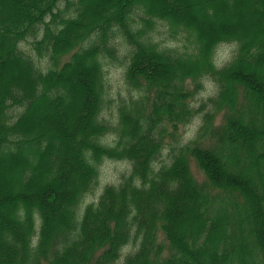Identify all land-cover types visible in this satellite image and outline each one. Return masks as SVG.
<instances>
[{
    "label": "trees",
    "instance_id": "trees-1",
    "mask_svg": "<svg viewBox=\"0 0 264 264\" xmlns=\"http://www.w3.org/2000/svg\"><path fill=\"white\" fill-rule=\"evenodd\" d=\"M190 1L0 0V264H264V0ZM158 20L189 49L158 48ZM117 37L138 94L110 123L104 60ZM222 43L236 48L217 66ZM203 77L217 90L195 108ZM63 98L68 128L52 111ZM198 114L195 136L161 161L166 136L177 143ZM105 159L130 171L83 205Z\"/></svg>",
    "mask_w": 264,
    "mask_h": 264
},
{
    "label": "rangeland",
    "instance_id": "rangeland-1",
    "mask_svg": "<svg viewBox=\"0 0 264 264\" xmlns=\"http://www.w3.org/2000/svg\"><path fill=\"white\" fill-rule=\"evenodd\" d=\"M192 5L198 6V0H191L190 1ZM65 2L63 1L62 7L60 9L65 8ZM236 8H232L229 4L227 5V16L230 17L232 20V26L235 28L234 25L238 23L239 20H243L242 15L238 16L235 12ZM71 10L65 11L64 14H69ZM251 21V27L254 24V16L253 11L251 10V17L249 19ZM213 25L215 27L211 28L213 31L220 30L222 26H224L221 18L219 17L217 20L212 21ZM199 25L203 27V22L200 19ZM150 38L158 44V48L161 49H169L171 52H183L187 49H189V43L186 41L185 34L178 33L177 35H172L170 31L169 24L166 21L158 20L153 26V29L148 33ZM32 40V39H31ZM31 41L25 44L27 49H31L30 46ZM115 45H116V55L117 59H110L106 58L105 66H104V86L106 95L105 98H107V102L103 107V111L101 113L102 117L106 119L108 122L113 123L115 120L116 115V107L118 105H121L123 103H127L130 97H136L138 94L137 90H134L129 87V85L126 83L124 78V72L126 67V61H127V54L126 51L129 49V46L120 38L117 37L115 39ZM236 45L234 43H222L218 45L214 52V60L216 61L217 66H221L225 64L227 61L231 59L235 52ZM69 57V55H66L64 57V60H66ZM41 65L44 66L45 63L43 60H41ZM14 74V72H13ZM202 88L196 92V94L191 98L190 104L198 108L202 103L206 102L207 99L211 96H213L217 90L216 84L212 81L209 77H203L202 78ZM192 86L189 84V87ZM80 94L76 95V106H74L76 109L73 111L69 108V105L71 102H69L68 99L63 98L61 104H56L55 109L52 111H57L60 116V124L65 128L67 127V124L63 118V115L66 110L70 109V112L73 111L75 117H79L81 115V110H79V101L81 100ZM208 109L209 107H204V109ZM205 109V110H206ZM38 113V111L35 112V114ZM223 119V114L219 113L214 118V123L219 124ZM200 122V114L196 115L190 123L185 125H180L178 127V138L175 143L171 137L166 136V141H170L169 144L166 145V148L162 156L160 157V160L163 161L168 156V151L171 145H177L180 143H186L188 142L193 136H195L196 130L199 126ZM109 135L115 136L113 133H109ZM37 145L42 146V143L38 142ZM27 146H33V145H27ZM61 143L59 141L55 142V147L60 150L61 149ZM79 160H77V163L73 166L72 170L73 173H77V167H78ZM191 163V169L193 172V175L201 181L204 178L203 173L197 168L194 160H190ZM130 171V165L128 161L125 160H111V159H105L102 161V163L99 165V175L96 181V184L94 185L91 192H88L82 200V204H87L90 201H96L102 192L103 188L106 185L113 184L117 185L121 176L124 174H127V172ZM71 173V171L67 172V179L70 180V175L74 174ZM18 176V173H15V177ZM7 178H10V176L7 174ZM70 188L71 186L68 185ZM82 205V206H83ZM0 216H3L0 214ZM1 228V224H0ZM159 238L162 239V234H159ZM3 241L6 242L8 239L4 236Z\"/></svg>",
    "mask_w": 264,
    "mask_h": 264
}]
</instances>
